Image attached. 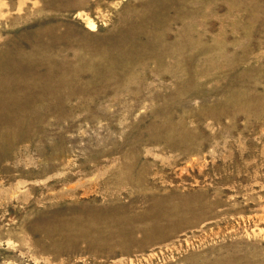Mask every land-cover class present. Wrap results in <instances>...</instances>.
<instances>
[{"label": "rangeland", "instance_id": "rangeland-1", "mask_svg": "<svg viewBox=\"0 0 264 264\" xmlns=\"http://www.w3.org/2000/svg\"><path fill=\"white\" fill-rule=\"evenodd\" d=\"M0 264H264V0H0Z\"/></svg>", "mask_w": 264, "mask_h": 264}]
</instances>
